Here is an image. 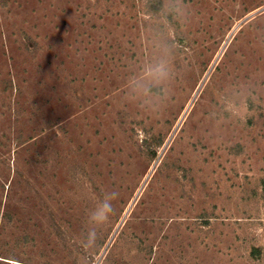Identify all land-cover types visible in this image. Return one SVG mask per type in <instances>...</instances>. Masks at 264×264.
<instances>
[{"label":"rangeland","instance_id":"rangeland-1","mask_svg":"<svg viewBox=\"0 0 264 264\" xmlns=\"http://www.w3.org/2000/svg\"><path fill=\"white\" fill-rule=\"evenodd\" d=\"M0 264H264V0H0Z\"/></svg>","mask_w":264,"mask_h":264},{"label":"clouds","instance_id":"clouds-1","mask_svg":"<svg viewBox=\"0 0 264 264\" xmlns=\"http://www.w3.org/2000/svg\"><path fill=\"white\" fill-rule=\"evenodd\" d=\"M117 195H118L117 193L113 192L112 199L113 200L116 199ZM105 212L106 213H111L112 215L115 214V212H114L113 207H112L111 204H106L105 205ZM107 218H108L107 215H104V216H102L100 218H94V219H96L97 221L103 222V221L107 220ZM91 235L94 236V233H92Z\"/></svg>","mask_w":264,"mask_h":264}]
</instances>
